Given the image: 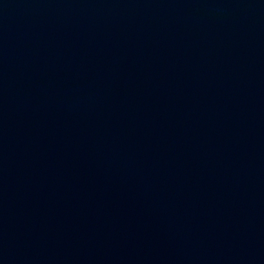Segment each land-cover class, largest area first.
<instances>
[{
  "label": "water",
  "instance_id": "water-1",
  "mask_svg": "<svg viewBox=\"0 0 264 264\" xmlns=\"http://www.w3.org/2000/svg\"><path fill=\"white\" fill-rule=\"evenodd\" d=\"M0 264H264V0H0Z\"/></svg>",
  "mask_w": 264,
  "mask_h": 264
}]
</instances>
